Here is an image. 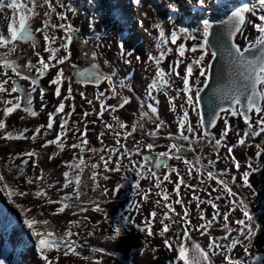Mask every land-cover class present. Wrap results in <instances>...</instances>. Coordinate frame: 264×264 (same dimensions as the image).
Wrapping results in <instances>:
<instances>
[{
	"label": "rangeland",
	"instance_id": "rangeland-1",
	"mask_svg": "<svg viewBox=\"0 0 264 264\" xmlns=\"http://www.w3.org/2000/svg\"><path fill=\"white\" fill-rule=\"evenodd\" d=\"M224 1L225 0H208L210 7L204 12H198L197 14H193V16L191 15L190 18L182 16V12H180L181 7L184 5L190 7L187 0H142L140 1V8L138 9L139 14H135L136 9L134 10L131 6L133 5V0H60V3L63 4L64 7L62 8L59 5H56L57 11L66 12L68 19L66 21H59L53 16L52 23L71 24L75 29V36L69 49L71 51V57L69 60L65 61L63 65L59 66L64 69V75L71 78L70 81H64V84L61 87L62 95L67 94V85L68 83H71L73 88V99L65 101V109L60 116L54 118V130H50L51 132L49 131V134L44 136L43 133L46 129L42 128L40 136H38L35 143H33L31 139H0L2 144L5 143L6 146L9 147V150L0 147L2 150L0 152V169L4 168L7 177L12 175L18 177L19 172L17 167L22 166L24 169V175L19 176L17 184L21 190L34 192L39 185L40 187L45 188L51 199L60 201L65 195L71 196L73 188L75 187L74 183L69 188L63 187L65 181L63 173L68 170L63 161L72 160L73 153L76 154V162H79L80 158L81 150L79 148L72 149L70 147L73 142H79L77 139L79 133L74 130L78 128L80 132H83L86 127L88 129L86 135L88 144L84 146L83 159L86 163H89V166L85 167L82 176L84 183L80 187L81 195L78 200L73 196L70 201L72 207L65 209L64 212L69 214L71 218L70 221H80L79 226L73 227L72 229L74 233H78V235H75L72 239L76 241V250L80 255L76 256L69 254L68 256H64L63 251H61L59 253L60 258L58 261H55V264H61L60 261L63 257H71L72 259H68L67 261L62 262V264H96L97 260L100 261V264H173L177 253L175 251H170L165 247V238L160 237L158 234L149 237L146 232H141L134 225H129L124 229L119 238L115 240L109 238L112 235L114 223L122 215H127L130 218L135 217L136 223L139 224L142 223L145 218H150V213L153 210L157 212V217L152 225V230L154 233H158L162 227L160 219L163 218L162 214L167 209L163 207L164 201L162 200V197L157 196L156 194L159 189L154 188V178H146L140 181V187L143 190L147 191L150 188L153 189L149 193V199L144 201L141 196H134V193L137 191L134 186L135 180L137 179L135 172L123 169L121 172H106L103 168V162L100 161V156H107L108 149L110 148L120 147V145L116 144V132L120 133V144L124 145L130 153L134 151L137 142H140L142 145L148 143L155 145L154 150L142 148L140 154H133L132 159L137 161L141 160L144 155H151L155 158L157 153L167 151L168 146L172 143L183 145L185 149L188 148L189 142L179 139L178 130V118L183 112L180 105L184 104L183 96L185 94L181 93V96L176 99V111H172L169 97L175 96L177 91L183 88L182 77L186 65L191 62L194 55H198V53L192 54L186 52L185 57H179V54L176 51L177 45L184 42L186 43V48H191L192 44L196 41L188 39L185 42L181 35V37L177 39L176 44L169 43V45L166 46L171 47L173 51L167 53L160 65L161 68L167 72L169 71L170 65H174L178 60H182L183 62L179 64L178 68L180 76L171 75L169 77V86L162 87L160 90L153 92L155 100L159 101V103L157 105L158 115H152L146 105L150 102L154 103V101L149 99L147 93L149 85L155 77L156 65L153 61H150L148 57L150 55L158 56L160 52V49L156 48L158 29H156L154 25L160 23L165 28L166 35L170 36L174 25L169 21V14L172 15L174 12L178 14L175 16L174 21L180 27L197 28L200 26L202 19H208L209 21L225 19L226 13L233 8L225 7L223 3ZM228 1H230L231 5L240 3L239 6L243 3L255 2V0ZM192 2L195 3V0H192ZM53 3L55 4L56 0H53ZM174 3H178L180 6L178 5L177 8L173 7L175 9H172L170 6ZM46 10V7H37L39 15L35 16L31 21L33 31L42 26V22L45 19L43 13ZM12 15L11 9L5 8L4 11L0 12V30L5 33L8 30V24L11 22ZM259 15H264V12L257 9L255 15L248 14V19L254 23H259ZM16 18L18 19V14ZM138 22L143 25L146 24L147 28L143 31L139 25H136ZM49 31L50 33L54 32L55 35L59 37L65 35L63 30L50 29ZM146 35L151 37L149 42L146 40ZM197 35L199 36L200 33H197ZM257 35L258 33L254 29L253 24L246 23L244 33L237 36L236 42L241 48H244L249 41L254 40ZM35 37V48H33L32 42H17V50L12 58L17 59L21 66L25 65L29 60L36 63L38 57L35 53L37 51H39L45 59H47L49 55V53L44 51L45 45L42 34L35 33ZM121 40L124 41L125 50L133 52L131 57L122 56L120 54L118 45ZM84 41H87V43H84ZM60 42L61 41L58 40L57 45ZM5 51H7V49L0 48V53ZM93 52L96 53L95 60L92 58ZM85 53H87V55H85ZM64 54L63 50L59 53L61 56ZM137 56L140 57L139 60L136 59ZM210 59V56L206 57L205 63ZM126 60H131V63H127ZM92 63L97 64L99 70L103 74L112 75L116 95H113L111 88L106 81L101 82L99 86L95 83L79 82L81 78L77 73L90 68ZM57 70L58 69L50 68L48 74L40 80V86L48 89L45 93V102L48 106L41 111V100L38 89L37 92L34 93L33 105L34 109L39 112V115L31 117L22 109H17L7 118L4 131L19 132L24 128H28L29 131L25 133V135L31 137L38 126L47 125L49 118L48 113L54 111L59 104V100L54 96L55 86L49 87L48 84L49 80L55 76ZM0 71H2V69H0ZM9 75L13 74L9 72ZM32 75H36L34 70ZM197 77H199V70L194 66L193 76L190 80V83L194 85L193 95L195 93V79ZM13 78L18 79L14 75ZM199 79L201 83L198 87L203 88L204 77H199ZM19 82L25 89H28L30 86L29 81L20 80ZM10 86L11 84L9 83L8 87ZM101 91H103L108 97L105 100L107 105H119L124 97L130 98V103L125 105L122 109H118L115 113L108 111L105 112L102 117L98 118L95 113L100 111V102L96 99V96ZM81 92L85 94L84 97H81ZM12 95L15 96L17 94L14 93ZM101 99H103V97ZM88 100H92L93 103L89 105L87 103ZM142 103L145 105L143 108L141 107ZM72 105L75 106L74 112H72ZM93 109H95V113H93ZM86 111L92 114L85 118L84 113ZM70 112L72 114L69 117L67 114ZM141 112H149V117L142 116ZM113 116L118 117L126 127L123 129L119 128L116 125V122L112 119ZM21 117L24 119H21ZM0 118H3L2 111L0 113ZM61 119H67L69 121V126L73 131L67 133L64 150L55 158L49 159V156L54 151L59 150L55 145H50L46 149H43L41 145L44 144L45 140L55 138L57 132L60 130L59 124ZM198 119L199 117H197L195 111L189 109V120L193 127L197 129V135L202 138L199 140L193 138L191 147L195 149V151H185L183 156L192 161H195V157L197 156L201 157V163L205 166L201 171L204 172V174L202 176L198 175L197 172L193 170V174L187 176V167L184 164L183 159H168L167 164L172 168L178 169L181 175L185 176L186 184L197 186L193 189L182 185L180 197H177L173 192L174 183H168L165 181L162 187L166 188L170 194L169 203L174 202L177 198H182L184 206L189 210V218L193 225L204 223V221L200 219V213L202 211L204 212L206 219L212 218L215 210L207 203L209 199L214 200L218 205L221 216L213 223L209 230L210 236L217 238V243L225 246L230 245L231 240L234 239L242 240L243 243L237 245L230 251L227 250V247L223 251H216L215 255L212 256L214 264H226L223 259L224 255H231L234 259L243 262V264H264V153H261L259 156L256 155L259 151L256 147L257 144L264 148V133L254 137L249 136L246 139L245 144L240 145L238 144V140L247 130V125L242 117L228 116V121L232 126V130L224 139L222 145L217 148L215 146V139L220 138L221 132L225 127L223 119L219 120L214 129H212L211 137L204 136L205 130L197 127ZM257 119H259V117L253 113V127L258 130L259 125L255 124ZM93 121H95V123H93ZM104 122L112 124L113 128H105ZM160 122H163V126L157 131L155 126ZM133 124L138 125L137 130L125 140L124 133L130 131ZM139 125H142V127ZM153 131H156V135H149V133ZM101 132L104 133L102 138L99 137ZM185 134L190 135V137L192 136V134H189L186 131ZM0 135H3V132H0ZM101 139L103 143H101ZM232 145H235L232 155H234L235 159L239 162V169H237L232 160L228 158V146ZM89 148L104 149V151L93 153L87 150ZM33 149H35L39 155L29 159L28 165H23L22 160L28 159V157L18 156V154L26 153ZM7 151L8 155L12 156V164L1 163L3 157L7 155ZM121 151H123V148H121ZM117 155L119 154L117 153ZM115 158L116 156L113 157L114 160ZM209 160L214 163L209 165ZM122 161L126 165L129 164L127 157H123ZM91 163H97L100 165L97 171L101 174L98 177L101 186L95 190H93L92 181L89 179L92 172V169L90 168ZM248 164H251L253 168L256 169V171H252L249 176L251 187L246 186L242 179L243 174L246 171H251L248 169ZM113 166L114 164L110 165V167ZM63 167L64 170L62 172L61 170ZM9 168H11V172H9ZM205 169L207 171L216 172L222 179L228 181L233 192L236 193V197H230L227 193L223 192L222 186L216 184L215 180H208ZM153 170L157 171V174L161 176V179L163 174L168 172V169L163 167L161 169ZM10 173H12V175ZM41 175L43 177L41 181H36L32 185L26 183L28 177L34 179ZM103 175H107L109 179L104 180L102 178ZM125 175L128 177L127 180L124 179ZM171 179L172 181L177 180L174 173L171 174ZM118 183L123 184L124 186L119 192L114 194L113 189ZM104 187L109 189L107 196L103 194ZM214 188L220 189V191H213ZM96 190L98 193L95 192ZM194 194L199 196L201 200L205 201L204 203H201L199 207H197L198 202L193 200ZM216 196H221V199L215 200ZM31 198L37 201L34 197L28 199ZM158 199L161 200L160 205L156 204V200ZM232 199H237V201L243 199L248 205L249 211L254 216L255 221L261 225L258 234L253 236L251 241H245L240 233L236 231V229L239 228V225H237L235 221L242 219L243 215L238 208L235 212L229 211L232 207V204L230 203ZM134 200L140 202L141 210L139 213L136 212L134 208L131 211L129 210V206L133 204ZM10 202L12 203L4 192H0V236L5 231L6 227L10 226V224L7 225L6 223L10 220L9 218H12L14 224L17 225L19 229L18 233L24 234L27 242H32V245L35 247L37 245L36 238L31 235L30 230L24 224V217L20 210ZM37 202L40 205L38 213H44L41 218L50 220L51 224L55 227V230L62 235L67 228L62 222V213L57 214L56 216L51 215V213L60 205H47L45 200H39ZM94 202L100 203V206L107 213V217H105L104 212L93 210ZM173 206L177 213L183 215L184 209L181 205L173 204ZM80 208H86L87 211L80 212ZM74 212L76 215H73ZM112 213L113 216L111 215ZM224 213H228V224L229 227L233 229V232L230 235L227 234L226 229L223 227ZM86 214L88 215V218ZM85 217L87 219H85ZM177 220L179 221L178 217ZM166 223H169V221H166ZM179 231H181V224L178 222L172 225L171 230L166 233V237H175L176 233ZM89 233L92 234L89 235ZM190 235L192 238V240L188 242L190 248L191 242L195 241L207 249L209 235H201V231L196 230L195 228L191 230ZM226 235L228 236L227 239L224 238ZM1 237L0 259H3L4 240ZM245 246L249 249L247 253L244 250ZM22 249L23 248L19 242L13 240L5 264L44 263H40L41 261H37L33 257L26 259V256L24 257L20 255ZM93 249H103L104 251L96 252L93 251ZM83 257H88V259L85 260ZM180 264H183V262H180Z\"/></svg>",
	"mask_w": 264,
	"mask_h": 264
},
{
	"label": "snow or ice",
	"instance_id": "snow-or-ice-1",
	"mask_svg": "<svg viewBox=\"0 0 264 264\" xmlns=\"http://www.w3.org/2000/svg\"><path fill=\"white\" fill-rule=\"evenodd\" d=\"M136 3H139L140 0H135ZM187 3L190 5L192 11L196 12H204L210 7L208 0H195V3L192 0H187ZM64 7L63 4L60 3V0H56V3H53V0H0V12L4 11L5 8L12 10V18L11 22L8 24V30L5 33L0 30V48H5L7 51L0 53V111L3 113V118H0V132H3V135H0V139L7 140H19V139H31L33 143H35L38 136H40L41 129H46L43 133L44 136L49 134L50 130L53 129L54 118L60 116V114L65 109V101L73 99V88L71 83H68L66 89V95H62L61 87L64 84V81H70V77H66L64 75V69L60 68V65H63L65 61L69 60L71 57L70 45L75 36V29L71 24L65 23H52L53 16L56 17L59 21H66L68 19L66 12H58L57 6ZM37 7L44 8L47 10L44 11L43 16L45 19L42 22V26L35 29L31 26L32 19L39 15L37 12ZM170 7H178L175 5H171ZM259 9L261 12H264V0H255L253 3H243L241 6L234 7L226 13V19L209 21L208 19H202L201 24L197 28H188V27H173L171 30L170 36L166 35L165 28L157 23L154 25L156 29H158V37L156 48L160 49L158 56L150 55L148 59L153 61L156 65V73L155 77L152 80V83L149 85L148 97L150 100L154 101V103H147L146 107L152 115H158V103L159 101L155 100L153 96L154 91L160 90L162 87H166L170 85L169 77L171 75L180 76V72L178 71L179 64L182 63V60H178L174 65L169 66V71H165L160 67L163 59L166 57L167 53L173 51L171 47H166L171 44H176L177 39L183 36L185 42L188 39L196 41L192 44L191 48H186V43L182 42L177 45L176 51L179 54V57H185L186 52L196 54L194 55L191 62L186 65L184 75L182 77L183 88L178 90L175 96L169 97V103L172 106V111H176V99L181 96V93H184L183 96L184 104L180 105L183 109L182 115L178 118V130H179V139L189 142V146L187 149L183 147V145H179L177 143H172L168 146V150L164 152H159L156 154L155 158L151 155H144L143 158L139 161L132 159L133 154H140L142 148H147L148 150H154L155 145L152 143H148L146 145H142L140 142H137L136 147L133 152H129V150L120 144V133L116 132L115 135L117 137L116 144L120 145L119 148H110L108 149L107 156L101 155L100 161L103 162V168L106 172H121L122 169L126 171L135 172L137 179L135 180V188L137 191L134 193V196H141L142 200L147 201L149 199V193L153 189H148L147 191L143 190L140 187V181L146 178H154L155 184L154 188L159 189L156 193L157 196L162 197L164 201L163 207L167 210L163 212V218L160 219V224L162 225L161 229L158 233H154L152 230V225L157 217V212L153 210L150 213V218H145L142 223H136L135 217H129L127 215H122L113 226L112 235L109 237L110 239L119 238L124 229L129 225H134L139 231L146 232L147 236L151 237L153 235H159L160 237H164V245L170 251H175L177 255L174 258L173 264H214L212 260V256L215 255L216 251H223L227 247V250L234 249L237 245L243 243L242 240L234 239L231 240L230 245L225 246L217 243V238L211 237L209 230L211 229L213 223L221 216L219 212L218 205L214 202V200L209 199L207 203L215 210L211 219H206L205 214L202 211L200 213V219L204 221L199 225H193L191 219L189 218V210L186 206H184V201L182 198H177L174 202L169 203L170 194L168 190L162 185L165 181L168 183H174L173 192L177 197H180L181 186H186L189 188H195L197 186L186 184L185 176L181 175L178 169L172 168L167 164L168 159L175 158L177 160L183 159L184 164L187 167V176H191L193 174V170L197 172L198 175H203L204 172L201 169H204V165L201 163V157H195V161L188 160L184 158L183 153L185 151H195L191 147L192 139L196 140L201 139L202 137L197 135V129L193 127L191 121L189 120V109L195 111L197 117H199L197 122V127L200 129H205L204 136L209 135L206 128L207 127H215L217 121L223 119L224 121V129L221 132L220 138L215 139V146L219 148L224 139L228 136L229 132L232 130V126L229 124L228 116L232 117H242L245 124L247 125V130L244 132L243 136L238 140V144L244 145L246 139L249 136H259L261 133H264V15H259L258 20L259 23H254L248 19V14L255 15L256 10ZM18 14V19L16 18ZM246 23H252L254 29L257 31L258 35L254 40L249 41L247 46L241 48V46L236 42V38L238 35H242L244 33V27ZM214 24L216 25L215 31H213ZM50 29L52 30H63L65 35L63 37H59L55 35L54 32L50 33ZM35 33H41L44 41V51L49 53L47 59L41 55L39 51L35 53L38 57L36 63H33L29 60L25 65L21 66L18 63V60L13 57V54L17 50V42L26 41L32 42L33 48L36 47L35 44ZM197 33H200L198 36ZM214 36L213 41L210 43L209 37ZM61 41L57 45V41ZM87 43V41H84ZM119 50L122 56L131 57L133 55L132 51L125 50L124 41L121 40L119 42ZM63 50L64 55H59V53ZM218 52L221 53L222 56L227 58V72H228V80L229 83L225 89L221 91L220 99L221 101H227V106H219L218 111H213L211 113V118L206 120L204 114L200 110V93L203 91V88L198 87L201 83L199 77H204V87H207L208 80L212 74V60L217 58ZM87 55V53H85ZM211 57V59L205 63L206 57ZM96 53H92V58L95 60ZM137 60L140 59L139 56L136 57ZM127 63H131V60H126ZM194 66L199 70V77L195 79V93L193 95V87L194 85L190 83V80L193 76ZM58 69L56 71L55 76L49 80V87H54V96L59 100L58 106L54 111L48 113V122L47 125L38 126L33 135L28 137L25 135L29 131L28 128H24L19 132L13 131H4L6 128V120L7 118L14 113L17 109H22L31 117H36L39 115L34 109L33 101H34V93L39 89L40 100H41V111L46 108L48 105L45 102V93L48 89L40 86V80L48 74L49 69ZM33 70L36 75H32ZM11 72L18 79H14L13 75H9ZM80 76V81L82 83H95L97 86L100 85L101 82L106 81L111 88L113 95H116V89L113 85V77L112 75H105L100 70L97 64L92 63L90 68L84 69L83 71H79L77 73ZM222 74V73H220ZM114 75V74H113ZM20 80H26L30 82V86L28 89H25L23 85L20 84ZM9 83L11 84L8 87ZM16 93L17 95L13 96L12 94ZM81 97H84V93H80ZM7 97V98H6ZM103 97V99H101ZM108 97L105 95L103 91L99 92L96 96V99L100 102V111L95 113V109H93V113H95L98 118L102 117L105 112L110 111L111 113H115L118 109H122L125 105L130 103V98L124 97L122 102L119 105H107L105 100ZM87 103L91 105L93 103L92 100H88ZM141 107H145L142 103ZM75 111V106L72 105V112ZM149 112H141V115L144 117H149ZM255 113L259 119L255 121L256 125H259L258 130L253 127L252 114ZM71 112L67 115L70 117ZM92 113L85 112L84 117L91 115ZM224 114V115H222ZM21 119H24L21 117ZM112 119L116 122V125L123 129L126 125L121 122L118 117L113 116ZM95 123V121H93ZM105 128H113L112 124H108L104 122ZM142 127V125H139ZM163 126V122L156 124V130L158 131ZM138 125L133 124L130 131H126L124 133V139L126 140L129 136H131L136 130ZM59 132H57L54 139L45 140L44 144L41 145L43 149H46L50 145H55L59 151H54L49 159H53L60 154L61 151L65 148V143L67 140V133L69 131H73V129L69 126V121L67 119H61L59 124ZM79 133L77 139L78 143L72 144L70 147L72 149L79 148L80 158L79 162L77 161L76 154L73 153L72 160L63 161V163L67 166L68 170L63 173L65 177V181L63 183L64 188H69L70 186L75 184L73 188V193L71 196L65 195L62 200L56 201L51 199L48 196L45 188L37 186V190L32 191H24L21 190L17 184L10 183V181L6 178V175L3 172H0V192H4V194L8 197L12 203L20 209L21 214L24 217V224L30 230L31 235L34 236L37 240L38 247L40 249L41 258L45 261V264H55V261L59 260V253L63 251L64 256H68L69 254L79 256L80 253L76 250V241L72 238L78 233L73 232V227H78L80 224L79 220H71L68 222V227L60 235L55 227L51 224L48 219H38L37 216L31 215L33 208L28 207L24 204L18 203L16 198H30L34 197L37 201L45 200L47 205L59 204L60 206L55 209L54 212L51 213L52 216H56L57 214L64 213L65 209L72 207L70 201L73 196L78 200L81 192L80 187L84 183L82 180V176L85 170V167L89 166V163H86L83 159L84 146L88 144L86 139L87 135V127L83 132L77 128L74 130ZM185 131L190 135H186ZM149 135H156V131L150 132ZM104 133L101 132L99 137L102 138ZM63 137V139H62ZM42 138V137H41ZM211 142V141H209ZM101 143H103L101 139ZM235 145L228 146V158L232 160L235 164L236 168L239 169L240 164L235 159L233 153ZM256 147L259 151L256 153L257 156L264 153V148L261 145L257 144ZM123 148V151H121ZM90 152L96 153L99 151H104V149H87ZM117 153L119 155H117ZM39 153L33 149L32 151L26 153H20L18 156H25L28 159H23L22 164L28 165L29 159L33 157H37ZM116 156L115 160L113 157ZM123 157H127L129 160V164H124L122 161ZM163 158V159H162ZM214 162L209 160L208 164L212 165ZM114 164L113 167L110 165ZM83 165V166H82ZM199 166V167H197ZM100 167L97 163H91L90 168L92 169L91 176L89 179L92 181L93 190L99 188L101 185L99 183L98 177L101 175L97 169ZM167 168L168 172L164 173L161 179V176L157 174V171L153 169H161ZM248 169L251 171H246L243 174L244 184L248 187H251L249 183V176L252 171H256L251 164H248ZM206 171V175L208 180H215L216 184L222 186L223 192L227 193L230 197H236V193L233 192L230 187L228 181L221 178L214 171ZM9 172H11V168H9ZM19 176L24 175L23 167L18 168ZM174 173L177 177L176 181H172L171 174ZM19 176L17 179H19ZM104 180H108L109 177L107 175H103ZM43 179L42 175L37 176L34 179L32 177H28L26 179V183L32 185L36 181H41ZM124 179L127 180V175L124 176ZM203 183V181H202ZM123 184H116L113 189V193L119 192L121 188H123ZM213 191H220V189L214 188ZM109 193V189L107 187L103 188V194L107 196ZM223 194V193H222ZM221 199V196H216L215 200ZM193 200L197 201V207L200 206L201 203L205 201L201 200L199 196L193 195ZM232 207L229 209L230 212H235L237 208L242 212L243 218L235 221L239 228L236 229L240 233V235L244 238L245 241H251L253 236L257 235L261 225L255 221L254 216L250 213L248 205L245 203L243 199L237 201V199H232L230 201ZM156 204L160 205L161 200H156ZM173 204H179L183 207V215L176 212ZM135 209L136 212H140L141 206L140 202L134 200L133 204L129 206V210ZM94 211L104 212L105 217H107V213L100 206L99 202H94ZM80 212H86V208H80ZM44 215L43 212L40 213L42 217ZM73 215H76L74 212ZM179 218V221L177 220ZM86 219V217H85ZM228 213L223 214L224 224L223 227L226 229L228 235L233 232V229L229 227L228 224ZM169 221V223H166ZM181 224V231L177 232L175 237H166V233H168L173 224L176 223ZM10 223V222H9ZM195 228L196 230L201 231V235H209V244L207 249L202 247L198 242L192 241L191 248L188 246V242L192 240L190 232ZM182 232V235H181ZM92 233H89L91 235ZM225 239L228 238L226 235ZM211 250V251H210ZM245 252H248V247L245 246ZM55 251L57 256L50 259L48 253ZM93 251L101 252L103 249H93ZM191 253V255H190ZM83 259L87 260L88 257H83ZM226 264H243V262L234 259L231 255H224L223 257ZM0 264H5L4 259H0ZM96 264H100V261L97 260Z\"/></svg>",
	"mask_w": 264,
	"mask_h": 264
},
{
	"label": "bare ground",
	"instance_id": "bare-ground-1",
	"mask_svg": "<svg viewBox=\"0 0 264 264\" xmlns=\"http://www.w3.org/2000/svg\"><path fill=\"white\" fill-rule=\"evenodd\" d=\"M140 1H142V0H140ZM224 6L225 7H230V8H234V7H238L239 6V4L240 3H238V4H233V5H231V3H230V1H228V0H225L224 2ZM140 2L139 3H136L135 2V0H133V5H131L133 8H134V10L136 9V13L135 14H139V8H140ZM175 5H179L180 6V4H178V3H175ZM170 8V7H169ZM172 9H175V8H177V7H175V8H173V7H171ZM180 12H182V16H185V17H187V18H190L191 17V15L193 16V14H197L198 12H196V11H192L191 10V7H189L188 5H184L183 7H181V10H180ZM176 14V15H175ZM181 14V13H180ZM178 14L176 13V12H174L172 15H170L169 14V21H171L172 22V24L175 26V27H177V28H179L180 26L179 25H177L176 23H175V21H174V19H175V16H177ZM137 26L139 25V27L140 28H142V30L144 31V29H146L147 28V26H146V24H140V22H138L137 24H136ZM149 27V26H148ZM138 28V27H137ZM147 33V32H146ZM146 37H147V42H149V39L151 38L150 36H148V35H146ZM145 44V43H144ZM0 113H1V111H0ZM3 114V113H2ZM51 132V131H50ZM74 143H76V142H73V144ZM3 144H5V143H3ZM2 144V142L0 141V147L1 148H3V149H5V150H7L9 147H7L6 146V144L4 145V146H2L3 145ZM1 148H0V152L2 151L1 150ZM9 150V149H8ZM7 153V155H5L4 157H3V160H1V163L2 164H5V163H7V164H12L11 163V161H12V156L11 155H8V151L6 152ZM14 159V158H13ZM3 167V166H2ZM8 167V166H7ZM19 167H22V166H18L17 168H19ZM29 167V166H28ZM6 168V167H5ZM26 168V167H25ZM63 170H64V167H63V169L61 170L62 172H63ZM0 171L1 172H3L5 175H6V173H5V170H4V168H2V169H0ZM41 171V170H40ZM9 173V172H8ZM7 173V174H8ZM11 175H12V173H10ZM6 178L10 181V183H13V184H18V180L19 179H17V177L16 176H14V175H12V176H9V177H7V175H6ZM21 185V184H20ZM93 188V187H92ZM97 189V188H96ZM100 191V190H99ZM96 193H98V191L96 190L95 191ZM17 199V202L18 203H21V204H24V205H26V206H28V207H32L33 208V211H32V213H31V215H34L35 214V216H37V218L38 219H40L41 218V216H40V213H38V210H39V208H40V205L38 204V202L37 201H35V200H33L32 198L31 199H26V198H16ZM115 199V198H114ZM112 200V199H111ZM11 203V202H10ZM12 204V203H11ZM12 205H14V204H12ZM15 206V205H14ZM12 207V206H11ZM14 208V207H13ZM20 210V209H19ZM111 212H113V211H111ZM92 213V212H91ZM110 215V214H109ZM108 215V216H109ZM112 216H113V213L111 214ZM86 216H87V218H88V215L86 214ZM111 216V217H112ZM62 217H63V224H65V226L66 227H68L69 225H68V222L70 221V216H69V214H67V213H62ZM72 217V216H71ZM90 217V216H89ZM86 218V219H87ZM10 220H8V222L6 223L7 225H9L10 224V226H8V227H6V229H5V231L2 233V237L1 238H3V240H4V245H3V249H4V254H3V256H4V260H5V262L7 261L6 259H7V257H8V253H9V250H11V242L14 240V241H16V242H19V244L22 246V250L20 251L21 252V254L20 255H22V256H26V259L28 258H30V257H33L35 260H39V261H41L40 263H43V264H45V261L41 258V255H40V249H39V247H38V243H36L37 245L34 247L33 245H32V242H30V243H28L27 242V239H26V237L24 236V234H21V233H18L19 232V229H18V227H17V225H15L14 224V222H13V219L12 218H9ZM10 222V223H9ZM100 223V222H99ZM6 226V225H5ZM30 236V235H29ZM48 255H49V257H50V259H52V258H54V257H56L57 256V253L55 252V251H52V252H50V253H48ZM68 259H72L71 257H63L62 258V260L60 261L61 262V264H62V262H65V261H67Z\"/></svg>",
	"mask_w": 264,
	"mask_h": 264
},
{
	"label": "water",
	"instance_id": "water-1",
	"mask_svg": "<svg viewBox=\"0 0 264 264\" xmlns=\"http://www.w3.org/2000/svg\"><path fill=\"white\" fill-rule=\"evenodd\" d=\"M215 29L216 25L214 24L213 31H215ZM213 39L214 36L209 37L210 43L213 41ZM227 63V58L222 56L220 52H218L217 58L212 60L213 67L211 77L208 80L207 87H203V91L200 93V110L204 114L206 120L211 118V113L214 110H219V106H227V101H221L220 99L221 91L225 89L229 83ZM212 129H214V127L209 126L206 128L207 132L209 133L207 136H212Z\"/></svg>",
	"mask_w": 264,
	"mask_h": 264
},
{
	"label": "trees",
	"instance_id": "trees-1",
	"mask_svg": "<svg viewBox=\"0 0 264 264\" xmlns=\"http://www.w3.org/2000/svg\"><path fill=\"white\" fill-rule=\"evenodd\" d=\"M35 32V31H34Z\"/></svg>",
	"mask_w": 264,
	"mask_h": 264
}]
</instances>
